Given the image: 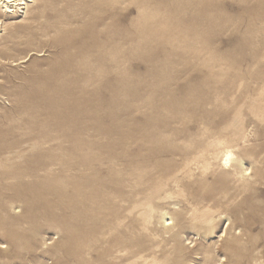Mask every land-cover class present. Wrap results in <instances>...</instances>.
Segmentation results:
<instances>
[{"label":"rangeland","instance_id":"rangeland-1","mask_svg":"<svg viewBox=\"0 0 264 264\" xmlns=\"http://www.w3.org/2000/svg\"><path fill=\"white\" fill-rule=\"evenodd\" d=\"M12 9L0 264H264V0Z\"/></svg>","mask_w":264,"mask_h":264},{"label":"bare ground","instance_id":"bare-ground-1","mask_svg":"<svg viewBox=\"0 0 264 264\" xmlns=\"http://www.w3.org/2000/svg\"><path fill=\"white\" fill-rule=\"evenodd\" d=\"M27 1H31V0H0V8H4V12H6V13H10V11H12L13 9H12V7H16V6H19V5H24ZM226 151V150H225ZM234 160H236V165H231V167H229V168H231L233 171H235V170H239L238 171V173L240 174V176H245V175H247L248 173H247V169L245 170V169H242V165H243V163H242V161L239 159V158H237V157H234V154L231 152V151H227L226 152V154H225V156H224V158H223V161H222V163H224V166H228L229 164H230V162L232 161H234ZM161 177V176H160ZM91 188V187H90ZM87 199V198H86ZM92 202V201H91ZM92 203H94V202H92ZM103 209V208H102ZM205 211H207L206 209H205ZM134 212H136V211H134ZM163 212V211H162ZM161 213V212H160ZM159 213V214H160ZM162 214V213H161ZM165 215H166V213H164V215H163V220H162V223H165L166 225H169V221H171V220H167L166 218H165ZM226 220V219H225ZM227 221V220H226ZM160 222V221H159ZM205 222V221H204ZM161 223V224H162ZM163 225V224H162ZM212 228V227H211ZM99 237V236H98ZM170 237V236H169ZM89 239V238H88ZM126 239V238H125ZM229 239V238H228ZM232 239V238H231ZM82 240V239H81ZM84 240H86V239H84ZM124 240V239H123ZM122 240V241H123ZM230 240V239H229ZM233 240V239H232ZM250 240V239H249ZM91 241V240H90ZM125 241V240H124ZM92 242V241H91ZM174 242H176V241H174ZM88 244H89V242H88ZM136 244V243H135ZM253 244V243H252ZM150 245V244H149ZM92 246V245H91ZM90 246V247H91ZM126 246H127V244H126ZM254 246V245H253ZM129 246H127V248H128ZM135 247V246H134ZM133 247V248H134ZM81 252V251H80ZM83 253V252H82ZM113 253V252H112ZM235 254H236V252H234ZM234 257H235V255H234ZM158 259V258H157ZM162 259V258H161ZM191 260V259H190ZM189 261V260H188ZM175 262V261H174ZM187 263V262H186Z\"/></svg>","mask_w":264,"mask_h":264}]
</instances>
